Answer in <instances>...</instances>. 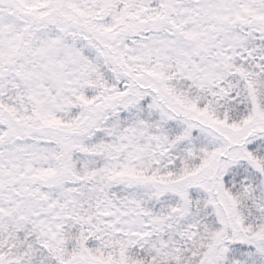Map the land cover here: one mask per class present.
<instances>
[{
	"label": "snow or ice",
	"instance_id": "1",
	"mask_svg": "<svg viewBox=\"0 0 264 264\" xmlns=\"http://www.w3.org/2000/svg\"><path fill=\"white\" fill-rule=\"evenodd\" d=\"M0 264H264V0H0Z\"/></svg>",
	"mask_w": 264,
	"mask_h": 264
}]
</instances>
